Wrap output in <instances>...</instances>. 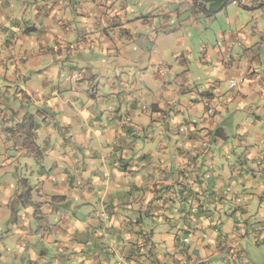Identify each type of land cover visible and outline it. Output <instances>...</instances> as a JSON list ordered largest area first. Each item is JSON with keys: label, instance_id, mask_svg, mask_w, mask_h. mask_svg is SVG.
Listing matches in <instances>:
<instances>
[{"label": "crops", "instance_id": "0c3cea01", "mask_svg": "<svg viewBox=\"0 0 264 264\" xmlns=\"http://www.w3.org/2000/svg\"><path fill=\"white\" fill-rule=\"evenodd\" d=\"M114 1L0 0V264H264V0H189L242 10L208 56L229 95L216 81L177 105L150 100L158 73L129 54L157 27L133 34Z\"/></svg>", "mask_w": 264, "mask_h": 264}, {"label": "rangeland", "instance_id": "374dc122", "mask_svg": "<svg viewBox=\"0 0 264 264\" xmlns=\"http://www.w3.org/2000/svg\"><path fill=\"white\" fill-rule=\"evenodd\" d=\"M66 2L67 5L68 1ZM114 2L118 8L120 7L127 10L126 14L130 18L129 24L131 29H133V34L138 32V25L144 23L154 24L158 29L156 34H154V37L150 35L148 40H136L135 44H131L133 46L131 48V52L129 53L137 55L139 58H145L147 61L145 66L151 69L154 68L156 70L155 72L158 73L156 76L157 80L160 82L159 85L153 84L152 81L156 79V76L153 73L151 80L147 81V84L151 89L150 93L147 92L148 97H151L150 100L153 98L156 99L158 97L162 98L161 101H169L172 105H174L175 99L178 95L179 98H182L183 103L186 102V99L183 97L186 98V96L190 93L185 92L187 88L194 89V93H197L198 91L202 93L210 91L209 89L212 88L214 83L218 80L212 76V74H214L213 68L215 65L211 60H208V56L212 55L214 48L219 45L217 36L219 33L218 31H227V29H230L227 21V14L230 18L236 20V13L242 10L238 4L234 6L231 5L228 10L223 9L221 14H218L217 18L211 19L207 17L208 15H206L204 11L199 9V6L197 8L200 11L197 13L193 12L191 9V4H188L189 0H117ZM77 4L80 6L82 3L78 2ZM206 10L209 12V14L212 11L210 6H207ZM76 11L81 13L82 10L79 9V7H76L74 12ZM170 12L173 14L176 13L178 15L169 17L168 24H165L166 17L163 16V13L170 14ZM111 14L113 17H117L116 13H111L110 11L109 15ZM246 15L247 17L244 20L248 22V28L250 32L252 31L253 24L264 20V18H261L260 21H256L255 19L250 18L249 13H246ZM256 15L258 16L259 12L256 13ZM161 24L167 25L166 29L172 31L170 33L163 32L160 28ZM139 31L146 36L150 34V32H147L144 29H139ZM259 43H261V41H259ZM243 53V48L238 44H235L233 47V56L237 58L236 56L243 55ZM261 55L264 56V49H262ZM107 60L108 58L103 57L101 62L104 64ZM93 61H95V59ZM149 62L151 63L150 67L148 64ZM89 63H92V60L89 61ZM94 65L97 66L96 64ZM32 74H34V72H32L31 75ZM34 78L36 83L40 81L38 77L36 78L35 76ZM128 79L129 78L126 75L123 81L125 82ZM50 80L51 78L48 81ZM91 82L93 81H90V83ZM130 82L132 85L135 83L139 84V86L141 85V83H137L138 80L134 78H131ZM218 83L220 84V92L223 95L228 96L231 92V90H229L230 78H224L221 81H218ZM106 84L107 83L102 79L95 80L96 86L101 85V87H96V90L99 93L105 90ZM78 85L79 84L73 83L74 87H77ZM49 87H51V84ZM167 90L169 94L166 93ZM181 92H183V94H181ZM85 95H89L90 97L88 90L85 92ZM113 97L118 99L119 96L114 95ZM247 99L249 101V98ZM25 100L29 101L27 99ZM177 103L175 104L177 105ZM94 104L96 105L97 103ZM28 106H30V104L26 103V106L24 105L22 111H27ZM111 106L114 105L111 104ZM186 107L187 106H185V109H187ZM177 108L174 107L173 109L175 110ZM111 109L112 107H107L106 110L111 111ZM243 113H245L244 110ZM156 114L158 117L163 118V114L161 112H157ZM106 115H109V113L106 112L104 116L107 117ZM151 125H154V127L159 126L161 131H163V128H165L164 121L162 120H157L156 123H151ZM154 127L148 128L152 129L150 130L151 134H153ZM172 129H174L173 126ZM67 139L69 138L67 137ZM36 169L39 171L38 167Z\"/></svg>", "mask_w": 264, "mask_h": 264}, {"label": "built area", "instance_id": "2783aa9c", "mask_svg": "<svg viewBox=\"0 0 264 264\" xmlns=\"http://www.w3.org/2000/svg\"><path fill=\"white\" fill-rule=\"evenodd\" d=\"M238 86H239V82H238V81H232V83H231V88H237ZM207 113H208L209 115H212V114H213V108L210 107V108L208 109Z\"/></svg>", "mask_w": 264, "mask_h": 264}, {"label": "trees", "instance_id": "16d2710c", "mask_svg": "<svg viewBox=\"0 0 264 264\" xmlns=\"http://www.w3.org/2000/svg\"><path fill=\"white\" fill-rule=\"evenodd\" d=\"M210 107H212V108H213V111H214V105H213L212 102H211V103H210V102L208 103V109H209ZM30 128H31V129H30ZM32 130H33V127L30 126V127H29V131L31 132ZM30 132H29V133H30Z\"/></svg>", "mask_w": 264, "mask_h": 264}, {"label": "water", "instance_id": "95a60500", "mask_svg": "<svg viewBox=\"0 0 264 264\" xmlns=\"http://www.w3.org/2000/svg\"><path fill=\"white\" fill-rule=\"evenodd\" d=\"M199 5H202L203 8L206 10V5L204 3H199Z\"/></svg>", "mask_w": 264, "mask_h": 264}]
</instances>
